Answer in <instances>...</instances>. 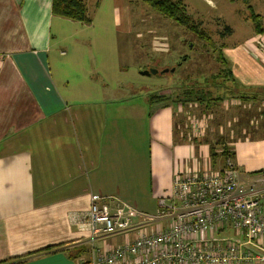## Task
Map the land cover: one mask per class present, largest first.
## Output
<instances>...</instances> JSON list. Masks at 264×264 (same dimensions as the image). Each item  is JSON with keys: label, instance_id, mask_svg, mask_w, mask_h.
<instances>
[{"label": "crops", "instance_id": "obj_1", "mask_svg": "<svg viewBox=\"0 0 264 264\" xmlns=\"http://www.w3.org/2000/svg\"><path fill=\"white\" fill-rule=\"evenodd\" d=\"M52 1L0 0V264H85L122 245L124 234L93 235L87 225L92 197L118 196L155 215L178 175L221 172L229 158L245 182L264 176V0H207L229 28L223 55L235 79L243 90L259 91L254 111L252 101L235 98L207 110L147 97L142 103L116 100L108 93L125 88L98 83L91 62L100 54L114 59L122 37L115 30L124 28L131 44L134 23L147 18L136 13L134 0H86L94 20L85 24L53 15ZM137 4L143 11V3ZM246 10L259 18V28L244 16ZM94 25L102 33L85 40L76 28L91 31ZM110 31L114 37L105 39ZM82 43L93 48V57L81 52ZM62 46L73 47L69 61ZM165 46L164 39L155 45ZM109 47L111 54L104 52ZM70 62L74 76L66 71ZM227 100L252 104V117L239 104L238 130L230 122L229 133L240 134L242 127L236 141L246 142L229 144L232 156L213 160L207 136L216 132L215 117L224 120ZM141 136L146 146L137 148ZM140 231L133 230L130 239Z\"/></svg>", "mask_w": 264, "mask_h": 264}, {"label": "built area", "instance_id": "obj_2", "mask_svg": "<svg viewBox=\"0 0 264 264\" xmlns=\"http://www.w3.org/2000/svg\"><path fill=\"white\" fill-rule=\"evenodd\" d=\"M231 160L221 172L178 175L155 215L118 196L92 197L93 235L126 240L85 264H264V176L245 182Z\"/></svg>", "mask_w": 264, "mask_h": 264}, {"label": "rangeland", "instance_id": "obj_3", "mask_svg": "<svg viewBox=\"0 0 264 264\" xmlns=\"http://www.w3.org/2000/svg\"><path fill=\"white\" fill-rule=\"evenodd\" d=\"M179 1H182L187 13L193 18L194 21L202 25V28L206 32L207 36H209L216 43L215 49L211 48L205 41L199 39L198 36L192 34L185 28L179 26L169 19L164 18L154 11L150 6L140 2L142 4L140 6L143 8V11L139 10L137 4L139 1L134 0V3H136L134 10L136 13L140 12L139 15H144L143 17L145 19L147 18V21L141 23L143 20H140L134 23V25L138 26L136 27L135 31H132L128 35L130 38L134 37L131 40L132 43L130 44L127 41V37L123 33L124 28L117 29L115 32H120L122 37H120L118 40V50L116 46L114 59L110 57L109 60L106 61L100 54L97 56L96 61L91 62L94 72V79H97L98 83L101 84L104 83L103 81H105L111 87H117V84L119 83L121 89L125 88L120 92H117L118 89H115L116 91L113 93H108L109 96L115 97L116 100L120 102L133 103L145 102V100H147L146 97L149 100L150 96L157 94L161 96L170 95L174 97L177 94V89L181 85H187L188 83H186V81L189 79H197L196 81L198 84L203 85L204 77L200 76L210 77L212 75L215 76L218 74L219 70L222 68V63L218 60L220 46L225 43H229L228 40L223 39L226 30L224 25L221 26V22H219L221 18V10L214 9L213 6H210L212 4L208 5L207 0ZM109 2L110 1L105 0L103 1V4L108 5ZM87 7L89 13L88 18L91 17V19L94 20L93 9L89 4H87ZM244 16L250 20V14L247 13V10ZM234 18L236 20H243L242 17ZM203 19H206L207 21L205 22ZM231 25H233L234 31L237 30L238 23H236V21H233ZM76 28L79 31L85 33V36L83 37L84 40L97 32L102 33L101 28H97L95 25L91 31L82 30L80 27ZM64 29L68 35H75V29L73 27H66ZM111 34L112 31L109 33L110 36H106L105 39L113 38L114 36H111ZM135 36L139 38L137 39ZM162 39H164V45L166 46L155 47L156 42ZM62 47L63 49H66L65 46ZM157 48H162L163 53H155L153 49L157 51ZM80 49L83 53L88 51V54H91L93 57V48H91L89 43H82V47ZM223 50L224 45L222 47V51ZM66 51L64 60L69 61L73 56V47H70V50L66 49ZM104 52L111 54L112 50L109 47L107 50H104ZM187 58L188 60L185 61ZM76 59H80V57ZM78 61L79 60L75 61V65ZM181 63H183V65L177 67V65H180ZM75 65L70 62L66 67V71L73 76L76 73ZM152 67H155L159 71L171 69L173 67L177 68L174 73H168L164 75L160 74L157 76L146 77L140 74L143 69L145 70ZM123 68H127V70H122ZM154 83L156 84L152 86ZM211 91L213 92V96H219L220 94V91H216L214 88H212ZM235 103L238 105H235ZM239 104V101H234V104H230L228 101L226 104L228 109L226 108L227 111L225 113L224 120L218 116L215 117L214 121L211 123L213 129L216 130V132L211 133V136H207V139L212 141L211 143H216L215 146L218 148L217 151H219V149L223 150L224 148L230 149L229 144L236 145L240 142H246L244 139L236 141L237 139H240L239 137L241 135H244L242 133V127L241 130H239L240 134H236L232 137L229 133L232 131L229 129L230 122L232 123L234 129L238 130L237 125L239 124L240 119L238 120L235 118V114L236 112L239 113L238 110L240 105H243L244 109L249 112V114H251V109L250 111L248 109L250 106L249 103ZM245 110L243 111L245 112ZM221 128L223 133L218 134V132L221 133ZM144 142L145 140L142 139L141 136L139 140L136 141L137 148H144L146 146ZM153 207V211H155L156 206Z\"/></svg>", "mask_w": 264, "mask_h": 264}, {"label": "trees", "instance_id": "obj_4", "mask_svg": "<svg viewBox=\"0 0 264 264\" xmlns=\"http://www.w3.org/2000/svg\"><path fill=\"white\" fill-rule=\"evenodd\" d=\"M143 4L150 6L154 11L163 16L166 19H169L179 26L185 28L192 34L198 36L199 39L205 41L211 48L215 49L216 43L207 36L206 32L203 30L202 25L193 20V18L188 14L182 3L179 0H137ZM233 1V0H232ZM52 14L64 19L81 22L85 24H90L91 20L88 18V9L85 0H53L52 1ZM249 19L255 23L256 28H259L258 17L254 14H250ZM229 30V28H225ZM223 35V34H222ZM223 45L220 46L218 60L222 63V68L219 70L218 74L215 76H200L204 77V84H198L197 79H189L186 81L187 85H181L177 89V94L172 96H161L159 94L152 95L149 97L151 103H161L164 104H178L182 108H185L190 105H197L210 109L212 105H218L224 99H241L244 101H252V109H257L256 101H261L260 94L252 93L248 90H243V87L235 79L231 65L229 61L224 57L222 51ZM188 60L185 59V61ZM184 61V62H185ZM183 64L177 65V67L182 66ZM173 67V68H177ZM199 77V78H200ZM207 78V79H206ZM209 78V80H208ZM211 80V82H210ZM184 83V82H183ZM185 83V84H186ZM218 84V85H217ZM214 88L216 91H220L219 96H213L211 89ZM207 91V92H206ZM246 91V92H245ZM200 96V98H199ZM202 101V102H200ZM252 114V112H251ZM249 118L250 115L248 112ZM261 115V114H260ZM206 131V128H205ZM206 132L203 134L205 136ZM204 142V141H203ZM210 145V156L213 160L218 157L227 158L232 156L231 149L224 148L219 154L217 152L216 143H209Z\"/></svg>", "mask_w": 264, "mask_h": 264}, {"label": "water", "instance_id": "obj_5", "mask_svg": "<svg viewBox=\"0 0 264 264\" xmlns=\"http://www.w3.org/2000/svg\"><path fill=\"white\" fill-rule=\"evenodd\" d=\"M175 71H176V68L164 69L162 71H159L155 67H152V68H149V69L142 70V72H140V74L142 76L150 77V76H157V75H160V74L164 75V74H168V73H174Z\"/></svg>", "mask_w": 264, "mask_h": 264}, {"label": "bare ground", "instance_id": "obj_6", "mask_svg": "<svg viewBox=\"0 0 264 264\" xmlns=\"http://www.w3.org/2000/svg\"><path fill=\"white\" fill-rule=\"evenodd\" d=\"M184 5V4H183ZM188 15V14H187ZM178 24V23H177ZM184 27V26H183ZM192 33V32H191ZM187 61V60H186ZM183 62V61H182ZM181 64H183V63H181ZM189 74V73H188ZM207 92V91H206ZM199 98H200V96H199ZM200 102H202V101H200ZM234 163V162H233ZM261 172V171H260ZM262 172H264V171H262ZM259 174V173H258ZM262 176V175H261ZM250 178V177H249ZM96 197V196H95ZM152 227V226H151Z\"/></svg>", "mask_w": 264, "mask_h": 264}]
</instances>
